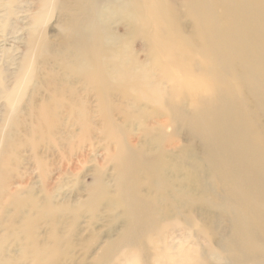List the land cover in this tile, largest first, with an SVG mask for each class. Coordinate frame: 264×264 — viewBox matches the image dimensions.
<instances>
[{"label":"bare ground","instance_id":"obj_1","mask_svg":"<svg viewBox=\"0 0 264 264\" xmlns=\"http://www.w3.org/2000/svg\"><path fill=\"white\" fill-rule=\"evenodd\" d=\"M15 8L0 0L2 28ZM38 12L0 89L3 262L264 264V0H41ZM92 98L108 171L61 204L11 189L18 150L42 171L44 140L90 131ZM82 220L107 229L83 236Z\"/></svg>","mask_w":264,"mask_h":264},{"label":"rangeland","instance_id":"obj_2","mask_svg":"<svg viewBox=\"0 0 264 264\" xmlns=\"http://www.w3.org/2000/svg\"><path fill=\"white\" fill-rule=\"evenodd\" d=\"M15 1L16 8L10 21L11 23H7V28L6 26L2 28L0 25V72L4 73L3 76L8 77L3 80L4 82L0 83V89L3 88L4 84L9 85L15 80L25 55L32 17L38 14L40 10L41 0ZM56 20L57 17L53 14L45 24L46 33L49 32V36L53 40H56ZM117 101L121 103L120 99ZM3 105L4 101L0 97L1 130L3 129V123L1 122L4 113ZM88 106L93 115L90 122L91 129L88 133L80 134L77 139L74 137L70 140H65L59 130L50 136V141L44 140V150H40L45 163L42 171L37 168L34 154L31 150L24 148L18 150L15 168L11 172L12 175L16 176V178L12 177V180L14 179L13 184L9 185L11 189L23 190L22 192L25 193L26 197L29 196V192L33 193V196H30L33 201L38 199L42 201L43 198L45 199V191H48L54 195V202L61 204L63 200H72L74 195H76V199L82 198L84 196L83 190L90 184L91 176L96 169L102 168L104 172L108 171L110 167L107 164L108 156L113 152L114 147L108 145L103 137L98 106L94 98L91 99ZM24 117L27 118L26 116ZM117 118L121 122V119ZM70 129L75 133L80 132L78 127ZM70 129H68L69 132ZM4 130L6 131V127ZM39 221L44 220L40 219ZM82 221L79 226L81 232H84L85 228L89 227L99 236H102L107 229L108 221L105 223L104 220H100L93 227L86 220ZM67 222L70 224V219ZM14 226L17 228L15 223ZM48 227V224L44 222V224L41 223L39 225L37 230L38 239L43 244L44 240H47L45 236ZM11 231L12 229L9 230V233ZM59 231L60 234H67L68 228L61 226ZM9 233L8 230H0V237L7 236ZM83 236H85V232ZM78 238H74V241L77 242ZM13 244V239H7L4 242V247L7 248L6 256L10 259H15L18 256L17 252H14ZM2 259L4 257L0 254V264H5Z\"/></svg>","mask_w":264,"mask_h":264}]
</instances>
